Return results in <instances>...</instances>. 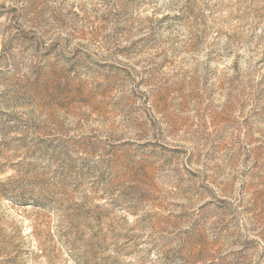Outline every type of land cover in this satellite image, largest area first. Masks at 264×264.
<instances>
[{
    "label": "rangeland",
    "instance_id": "obj_1",
    "mask_svg": "<svg viewBox=\"0 0 264 264\" xmlns=\"http://www.w3.org/2000/svg\"><path fill=\"white\" fill-rule=\"evenodd\" d=\"M0 264H264V0H0Z\"/></svg>",
    "mask_w": 264,
    "mask_h": 264
}]
</instances>
